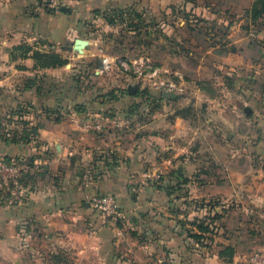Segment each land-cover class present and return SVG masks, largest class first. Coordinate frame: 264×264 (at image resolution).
Returning <instances> with one entry per match:
<instances>
[{"label": "crops", "instance_id": "crops-1", "mask_svg": "<svg viewBox=\"0 0 264 264\" xmlns=\"http://www.w3.org/2000/svg\"><path fill=\"white\" fill-rule=\"evenodd\" d=\"M255 1L67 0L56 11L41 0L0 3V156L22 165V191L0 194V264H209L228 246L232 264H250V254H264V14H248ZM128 8L187 14L181 42L204 41L208 58L231 71L223 177L200 154L188 118L176 120L175 134L161 120L143 139L106 130L113 119L82 102L73 76L96 43L89 25ZM196 17L224 27L223 39L190 34ZM78 38L88 42L83 52ZM52 55L64 63L49 64ZM95 194H113L124 217L102 219ZM216 197L225 199L219 218ZM206 218L216 229L205 245L191 234Z\"/></svg>", "mask_w": 264, "mask_h": 264}, {"label": "rangeland", "instance_id": "rangeland-1", "mask_svg": "<svg viewBox=\"0 0 264 264\" xmlns=\"http://www.w3.org/2000/svg\"><path fill=\"white\" fill-rule=\"evenodd\" d=\"M112 11L98 13L97 20L89 25L96 43L92 48H86L87 60L81 63L73 76L74 84L82 89V102L89 104L91 111L98 104L100 110L96 112L100 117L113 119L114 126L107 125L106 130L115 129L117 133L143 139L151 131L160 132L164 127L161 120H168V129H173L175 134L176 120L180 116L188 118L190 126L196 128L200 136V154L206 160L212 159L213 166L219 165L220 176L223 177L226 162L223 155L227 153L224 142L232 131L225 122L223 110L227 98L226 77L231 71L226 72L224 62H213L208 58L210 51L207 52L208 45L204 41L196 39L198 44L194 48L181 42L185 37L184 31L178 33L176 30L182 23L180 19L187 18V14L182 17L175 9L169 12L168 19L155 14L146 17L144 10L140 9L135 11L142 13L144 18L131 22L124 13ZM221 15L228 16L224 12ZM194 21L195 28L190 30L194 37L211 36L213 39L219 36L223 39L224 27H217L216 31L213 22L210 24L200 17ZM102 55L112 59L107 68L101 63ZM170 82L178 88L167 90ZM190 132L186 129V134ZM233 149L236 148L233 146ZM205 199L210 203L219 200L215 216L226 210L222 202L225 199ZM201 243L206 245L207 240ZM233 256L229 252L221 255L220 259L212 257L214 261L208 263L232 264Z\"/></svg>", "mask_w": 264, "mask_h": 264}, {"label": "built area", "instance_id": "built-area-1", "mask_svg": "<svg viewBox=\"0 0 264 264\" xmlns=\"http://www.w3.org/2000/svg\"><path fill=\"white\" fill-rule=\"evenodd\" d=\"M4 0H0L2 3ZM67 0H41L43 7L50 11L59 10ZM149 60V59H148ZM121 64H125V61L119 60ZM112 59L106 55L101 56V63L105 68L109 67L112 63ZM135 64V63H134ZM156 73L157 70L155 69ZM178 75H181L178 73ZM178 88L173 82H170L167 90H173ZM96 128L101 129L102 124L95 125ZM22 165L13 158L7 159L0 156V194L7 192H21L22 185ZM91 207L99 214V216L105 221H114L124 217V213L120 205L118 204L116 197L113 194H95L90 198ZM251 264H264V254L260 252H254L249 257Z\"/></svg>", "mask_w": 264, "mask_h": 264}, {"label": "trees", "instance_id": "trees-1", "mask_svg": "<svg viewBox=\"0 0 264 264\" xmlns=\"http://www.w3.org/2000/svg\"><path fill=\"white\" fill-rule=\"evenodd\" d=\"M50 11V10H48ZM112 11V10H111ZM112 12H115V13H124L125 16H128L129 19L131 20V22H138V21H141L144 16L142 13H138L137 11L131 9V8H128V9H120L118 11L114 10ZM248 14L253 18V19H257L259 18L260 16H262L264 14V0H256L254 2V5L252 7V9L250 10V12L248 11ZM196 18H199V17H196ZM135 20V21H134ZM51 57V56H50ZM49 64H55V63H59V64H62L64 63V61H56V58L54 55H52V58H51V61L48 62ZM7 158V157H5ZM7 159H10V158H7ZM217 218L220 217V215H216ZM209 218H206L204 221H201L199 223H197L196 225L198 226V230L199 232L196 233V234H191V237L193 238V240L195 242H203L204 240V234L207 233V232H215V227L213 226V223L212 222H208ZM212 220V219H211ZM212 225V226H211ZM202 244V243H201ZM234 254V249L230 246L226 247L224 250H222L220 252V256L221 255H224L226 253H229Z\"/></svg>", "mask_w": 264, "mask_h": 264}, {"label": "water", "instance_id": "water-1", "mask_svg": "<svg viewBox=\"0 0 264 264\" xmlns=\"http://www.w3.org/2000/svg\"><path fill=\"white\" fill-rule=\"evenodd\" d=\"M87 44H88L87 40L78 38L76 40V48L75 49L79 50L80 52H83V50Z\"/></svg>", "mask_w": 264, "mask_h": 264}]
</instances>
